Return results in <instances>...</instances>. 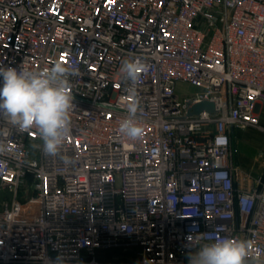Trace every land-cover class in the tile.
Returning <instances> with one entry per match:
<instances>
[{
  "label": "built area",
  "instance_id": "obj_1",
  "mask_svg": "<svg viewBox=\"0 0 264 264\" xmlns=\"http://www.w3.org/2000/svg\"><path fill=\"white\" fill-rule=\"evenodd\" d=\"M124 59L145 65L135 96ZM55 62L74 73L73 163L0 118V264H188L189 236L247 240L264 264V175L232 145L236 128L264 131V0H0V66ZM179 81L197 90L180 99ZM204 100L216 112L188 114Z\"/></svg>",
  "mask_w": 264,
  "mask_h": 264
},
{
  "label": "clouds",
  "instance_id": "obj_2",
  "mask_svg": "<svg viewBox=\"0 0 264 264\" xmlns=\"http://www.w3.org/2000/svg\"><path fill=\"white\" fill-rule=\"evenodd\" d=\"M144 68L139 59H124L121 63V79L129 84L126 90L133 96L138 74ZM73 74L62 62H55L43 71L0 66V118L18 130L35 129L43 154L59 158L65 165L73 163L62 152L74 107L70 91ZM139 111V100L134 99L128 103L127 114L119 125L120 133L131 140L140 138L144 132ZM0 151H3L2 145ZM188 241V264H249V261L262 264L252 257V245L244 239L233 237L195 243L193 236H189Z\"/></svg>",
  "mask_w": 264,
  "mask_h": 264
},
{
  "label": "crops",
  "instance_id": "obj_3",
  "mask_svg": "<svg viewBox=\"0 0 264 264\" xmlns=\"http://www.w3.org/2000/svg\"><path fill=\"white\" fill-rule=\"evenodd\" d=\"M257 114L264 125V101L258 104ZM236 139L238 143L241 141L249 145L254 154L237 151V154L234 155L235 164L245 174L264 175V156L260 157V152L264 149V133L255 128H236L232 134V142Z\"/></svg>",
  "mask_w": 264,
  "mask_h": 264
},
{
  "label": "rangeland",
  "instance_id": "obj_4",
  "mask_svg": "<svg viewBox=\"0 0 264 264\" xmlns=\"http://www.w3.org/2000/svg\"><path fill=\"white\" fill-rule=\"evenodd\" d=\"M175 90H176V93L178 94V96L180 97V99H183L187 96L192 95L197 90V88L188 82L179 81L176 84ZM260 124L264 127V125L261 123V121H260ZM257 130H259V129H257ZM259 131L264 133V131H262V130H259ZM232 145H233V149H234V155L237 154V151H239L240 153L242 152V153H246V154H248V153L254 154V151H252V148L249 145H247L241 141H239V143H238L237 139L234 140V142H232ZM3 197H9V195L7 193L0 192V199H2Z\"/></svg>",
  "mask_w": 264,
  "mask_h": 264
},
{
  "label": "water",
  "instance_id": "obj_5",
  "mask_svg": "<svg viewBox=\"0 0 264 264\" xmlns=\"http://www.w3.org/2000/svg\"><path fill=\"white\" fill-rule=\"evenodd\" d=\"M203 111L216 112V104L213 101L204 100L191 106L188 110L189 115H198Z\"/></svg>",
  "mask_w": 264,
  "mask_h": 264
}]
</instances>
